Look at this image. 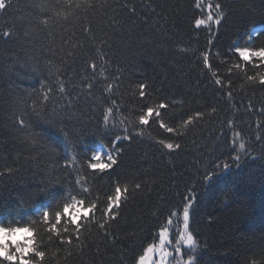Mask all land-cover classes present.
<instances>
[{"label": "trees", "instance_id": "16d2710c", "mask_svg": "<svg viewBox=\"0 0 264 264\" xmlns=\"http://www.w3.org/2000/svg\"><path fill=\"white\" fill-rule=\"evenodd\" d=\"M2 3L0 223L32 226L24 264H138L189 199L192 264H264V59L234 50L264 48V0ZM73 200L97 206L78 231Z\"/></svg>", "mask_w": 264, "mask_h": 264}, {"label": "snow or ice", "instance_id": "6c2138e0", "mask_svg": "<svg viewBox=\"0 0 264 264\" xmlns=\"http://www.w3.org/2000/svg\"><path fill=\"white\" fill-rule=\"evenodd\" d=\"M209 7L211 8L212 6L209 5ZM216 8L219 9L220 8V5L217 4L216 5ZM261 15H264V13H261ZM221 16H223V13L221 12ZM213 20V16L211 14L208 15V18H207V21L203 20V19H197L195 21L196 25H202V24H205L207 23L208 21H212ZM220 19H216L215 20V23L217 25L220 24ZM10 35V34H9ZM262 35V34H261ZM249 39L251 40L252 37H249ZM235 53H238L240 57H242L244 59L245 62L247 61H250L253 57H259V58H262L264 59V48H261L259 51H250L249 48L247 47H235ZM205 63H207V60H205ZM250 79H256L255 77H250ZM261 86H264V77H261ZM217 83H219V81H217ZM145 85L141 84L140 85V92H139V95L141 97H145L146 96V93L144 91L145 89ZM161 108H166L167 106L166 105H160ZM113 109L112 108H108V112H112ZM153 115H155L156 117H159L160 116V112L158 111H155L153 107H147V111L143 114V115H140L139 117V120L141 123L143 124H148L149 123V119L150 117H152ZM202 114L197 112L196 113V117H199L201 116ZM105 120L108 119L107 116L104 117ZM194 118L193 117H190L188 121H186L185 123H190ZM166 130L168 132H174L175 129L171 128V127H167L166 125H163ZM117 140H121V139H127V137H117L116 138ZM165 147L169 150H172V149H178L180 147L179 144H173V143H167L165 145ZM239 147L241 149L244 148V144L243 143H240ZM94 159L96 160L95 163H91L90 164V167L92 169H100V170H107V169H112L113 166L116 164V160L113 159V157L111 155L108 156V162L107 163H101V156L99 154H97ZM236 160H239L240 159V156L237 155L235 157ZM223 167L224 168H228L229 165L228 164H223ZM210 176H206L205 178H209ZM135 189H140V185L139 184H136L135 185ZM127 191V187H124V188H121L119 186H117L115 188V195H112L108 198V201H107V207L105 209H103V213L106 217H113L115 216V211L114 209L115 208H118L119 205H120V202H121V199H122V193L123 192H126ZM83 201H76V200H73L72 204L76 205L77 207L81 208L82 211L79 215H75L71 220H69V223L71 225L74 226V228L78 231L79 228L81 227V219H86L88 218V216L90 214H94L92 213V209H96V205L95 204H91L90 206H86V207H81V205H83ZM71 206V205H70ZM69 206V207H70ZM192 206L191 204V200L189 199L187 201V203L185 204V206L183 207V224H184V228L187 229L188 228V224H189V208ZM62 219H63V214H62ZM107 222V221H106ZM170 222V221H169ZM100 227L101 228H104L105 227V224H100ZM164 231H167V230H164ZM164 231L161 232L160 234V240H161V243L163 244L164 242ZM57 235H59V233H57ZM181 236L182 238H185V242L190 246V247H195V244H196V241L195 239L193 238L192 234L191 233H188L185 237V234L184 233H181ZM152 249L149 248V251H151ZM37 256H40L41 253L37 252L35 253ZM195 259V257L193 256H189L188 257V261H189V264H192V261ZM140 260L143 261L144 260V257L141 256L140 257ZM24 256L21 254V255H17L16 251H12V252H0V264H24ZM177 264H179V262H177Z\"/></svg>", "mask_w": 264, "mask_h": 264}, {"label": "rangeland", "instance_id": "374dc122", "mask_svg": "<svg viewBox=\"0 0 264 264\" xmlns=\"http://www.w3.org/2000/svg\"><path fill=\"white\" fill-rule=\"evenodd\" d=\"M2 7H3V3H2V0H0V9ZM97 154L101 156V161H100L101 163H107L109 155H111L114 158V154L111 151L103 147L99 148ZM104 157H105V160L103 159ZM77 209H79L80 211L77 212L76 211ZM81 211H82L81 208L74 205L72 208L67 209L66 213L72 219L75 215H79ZM164 230H167V231H164ZM162 231H164L163 244L161 243V240H160V234ZM181 233H184L185 237L188 233H191L190 232V212H189L188 228L187 229L184 228L183 213L177 216L176 218L170 220V222L166 224L165 228L160 231L159 239L156 242V244L150 247L152 250L151 251L148 250L146 254L143 256L144 260L143 261L140 260L138 264H177V262H179V264H189V261H188L189 256H185V254L191 253L197 247V242L195 244V247H190L185 242V238H182ZM28 235L31 237L32 234L30 231ZM26 238L27 237H22L21 240L26 239ZM7 243L9 245L8 252H10L11 248L16 245L13 244L11 241H8ZM31 246H32V242L30 245L27 246L28 252L16 251L17 255L19 256L22 254L26 261L25 257L30 252Z\"/></svg>", "mask_w": 264, "mask_h": 264}, {"label": "clouds", "instance_id": "9594fccd", "mask_svg": "<svg viewBox=\"0 0 264 264\" xmlns=\"http://www.w3.org/2000/svg\"><path fill=\"white\" fill-rule=\"evenodd\" d=\"M76 211L79 212L80 210L77 209ZM31 227L28 224L21 226L20 224L0 223V252H8V241L16 245L17 251L28 252L27 246L32 242L28 235ZM22 237L27 238L21 240Z\"/></svg>", "mask_w": 264, "mask_h": 264}]
</instances>
